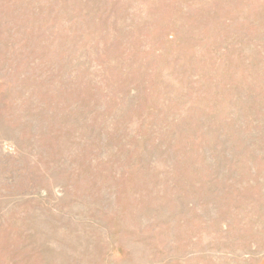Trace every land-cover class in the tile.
<instances>
[{
	"label": "rangeland",
	"instance_id": "374dc122",
	"mask_svg": "<svg viewBox=\"0 0 264 264\" xmlns=\"http://www.w3.org/2000/svg\"><path fill=\"white\" fill-rule=\"evenodd\" d=\"M0 264H264V0H0Z\"/></svg>",
	"mask_w": 264,
	"mask_h": 264
}]
</instances>
